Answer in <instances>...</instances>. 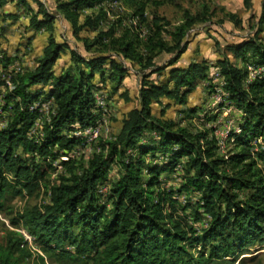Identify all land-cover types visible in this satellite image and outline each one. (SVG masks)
Returning <instances> with one entry per match:
<instances>
[{"label": "trees", "instance_id": "1", "mask_svg": "<svg viewBox=\"0 0 264 264\" xmlns=\"http://www.w3.org/2000/svg\"><path fill=\"white\" fill-rule=\"evenodd\" d=\"M7 1L0 0V8ZM32 1L36 10L27 0H18L26 8L29 26L52 29L53 16L40 0ZM106 1L57 0L56 5L78 36L84 28L95 30L102 18L101 8L95 16L81 10ZM138 10H143V3ZM259 22L264 24V0ZM191 27L192 20L177 26L170 45L158 31L144 42L129 33L110 39L112 28L97 31L96 42L148 72L140 78L138 105L123 116L114 139L104 143L87 167L75 171L69 166V174L51 187L46 204L25 208L13 220H22L29 235L57 264H236L251 247L264 243V169L256 165L259 160L264 167V144L254 150L251 144L259 137L264 142V44L248 38L228 46L235 60L263 68L249 82L245 65L226 57L217 61L228 98L243 112L240 133H231L234 143L226 158L217 153L216 141L206 132H193L152 114V102L164 97L185 103L187 94L207 78L204 62L177 63ZM64 50L69 51L72 65L57 73L54 67ZM42 52L33 69L10 76L12 88L0 78V121L5 116L0 127V209L4 201L30 193L52 168V160L80 143L72 131L95 121V75L101 82L107 78L120 84L128 73L111 55L87 58L51 34ZM155 52L173 56L161 66ZM12 61L3 53L1 71ZM163 72L167 74L163 82L150 78ZM121 95L126 97V92ZM41 97L52 99L55 107L43 126L42 139L35 141L27 132L39 113L30 106ZM18 148L31 157L17 154ZM147 155L164 159L146 162ZM114 164L120 169L104 195L99 186ZM177 164L182 166L184 181L175 192L192 189L200 195V201L195 206L186 204L182 213L171 202L165 207L171 194L165 197L155 190L161 184L159 175ZM204 220V225L195 227ZM0 264H20L11 247L0 246Z\"/></svg>", "mask_w": 264, "mask_h": 264}, {"label": "rangeland", "instance_id": "2", "mask_svg": "<svg viewBox=\"0 0 264 264\" xmlns=\"http://www.w3.org/2000/svg\"><path fill=\"white\" fill-rule=\"evenodd\" d=\"M27 1L34 10L38 8L32 0ZM56 1L40 0L43 9L53 16L52 29L45 26L34 29L29 26L26 8L20 5L18 0H9L0 8V14L3 15V17L0 16V56L6 53L13 58L5 71L0 69V78L4 81L17 72L22 73L33 69L42 56L43 47L50 34L58 42L68 43L87 58L98 54L111 55L127 68L128 73L120 84L112 83L107 78L101 82L99 74H96L93 79L94 92L102 88L108 92L107 112L100 138L80 146L79 149L77 147L81 144L78 143L68 151H61L56 146L55 150L61 151V156L68 155V163H61L64 160L61 156L53 159L52 168L38 180V185L30 193L24 191L23 194L4 201V206L0 209V246L11 247L20 264L57 263L49 253L42 250L33 237L29 240L23 236V232H28L22 220L15 223L13 220L18 219L25 208L46 204L50 200L51 187L59 182L61 176L69 174V166H72L75 171L87 167L90 158L102 152L104 143L113 140L119 132L121 120L126 112L132 106L138 105L140 78L143 72L148 71H142L137 63L116 55L113 49L103 47L96 42L94 37L98 30L112 28L113 35L109 37L110 39L129 33L137 35L141 42L146 41L149 36L155 35L158 31L161 38L170 45L173 43L172 33L175 28L185 20H192V27L185 34L186 49L177 63L186 65L191 61L204 62L207 65V78L199 81L197 87L187 94L185 103L181 104L164 97L160 102H152V114L162 119H171L190 131L206 132L209 139L213 138L216 141L217 153L224 155L225 158L233 148L231 133H240L243 112L228 98L217 61L226 57L239 66L245 65L249 82L256 75L251 74L249 67H253L252 63L235 60L228 46L230 43L248 38L264 44V24L259 22L261 0H109L101 6L85 7L81 10V14L95 16L101 8L102 18L95 30L84 28L78 36L73 34L71 24L58 11ZM140 3H143L142 11L138 10ZM84 38L86 41L83 40ZM139 49L142 54H145L142 44ZM153 54L157 64L161 66L173 56L172 53L167 52ZM71 65L69 51L64 50L54 70L58 73ZM107 73L106 71L105 74ZM150 78L163 82L167 74L152 73ZM1 89L4 91L3 85ZM122 92H126V97L121 95ZM0 99L2 100V96ZM49 99L41 97L42 102ZM53 107H55L54 103ZM52 108L50 107V111ZM2 117L5 121V116ZM251 144L254 150L258 144H264V142L259 137L257 140H252ZM16 153L24 158L31 157V153H25L21 148H18ZM145 159L146 162H161L164 158L162 155H156L153 158L147 155ZM256 165L264 169L259 160ZM119 169L120 165L114 164L108 171L107 179L99 186V191L104 195L111 182L117 178ZM143 176H146V171L143 172ZM159 179L161 184L155 187L156 193H163L165 197L170 194L172 196L166 199V208H169V202H171L177 211L182 213L186 204L195 206L200 201V195L192 189L175 192L184 181L183 173L176 167L161 173ZM245 192L243 190L241 195ZM204 222L206 221L196 223L195 227L204 225ZM242 256L244 257L241 262L236 264H264V243L251 247L248 253Z\"/></svg>", "mask_w": 264, "mask_h": 264}, {"label": "built area", "instance_id": "3", "mask_svg": "<svg viewBox=\"0 0 264 264\" xmlns=\"http://www.w3.org/2000/svg\"><path fill=\"white\" fill-rule=\"evenodd\" d=\"M104 3V2H103ZM101 3V5L103 4ZM251 70V74L255 75L261 71H263L262 67H249ZM254 71V72H253ZM8 88H12V84L10 79L4 80ZM108 92L102 88L99 90H96L94 92V107L93 112L95 114V121L92 124H88L85 126H76L75 129L72 131V133L80 138L81 145H78L77 149H79L80 146H83L85 144L91 143L93 141H96L100 138L102 135V127L103 122H105V114L107 112V104H108ZM1 100V99H0ZM53 100L49 99L48 101L42 102L41 99L35 101L30 108L36 109L39 113L37 119L33 122V124L30 126L27 136L29 138L34 139L35 141H38L42 139L43 137V126L46 122L50 121L51 114L54 112V107L52 108ZM50 107L52 108L50 111ZM4 125V121H0V127ZM71 134V133H70ZM129 153H133L132 150L128 151ZM62 159L68 160V155H62ZM177 170H181L182 166L180 164H177L176 166ZM104 191V190H101ZM23 236L26 239H32L31 236L28 233L23 232Z\"/></svg>", "mask_w": 264, "mask_h": 264}]
</instances>
